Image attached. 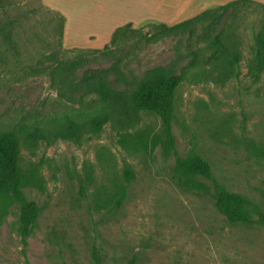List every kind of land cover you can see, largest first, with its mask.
<instances>
[{
	"label": "rangeland",
	"instance_id": "1",
	"mask_svg": "<svg viewBox=\"0 0 264 264\" xmlns=\"http://www.w3.org/2000/svg\"><path fill=\"white\" fill-rule=\"evenodd\" d=\"M251 1L223 13L209 7L192 34L153 41L156 29L144 23L113 45L85 49L66 48L65 15L45 3L73 12L74 0H0V130L78 108L60 99L39 71L54 60L83 56L73 79L101 71L123 90L147 70L171 68L179 75L190 60L187 51L205 47L207 36H220L240 53L238 76L221 83L189 75L177 88L172 133L176 155L204 160L220 185L248 201L252 220L230 224L208 193L181 177L175 155L161 145L158 118L142 110L129 133L144 142H120L111 124L79 143L32 148L22 142V192L39 212L24 234L19 206L0 209V264H264V224L257 221V210L264 214V72L255 78L248 70L251 27L264 21L258 6L264 0ZM86 3V12L100 10L99 1ZM153 139L159 144L152 146ZM193 180L211 193L210 181Z\"/></svg>",
	"mask_w": 264,
	"mask_h": 264
},
{
	"label": "trees",
	"instance_id": "2",
	"mask_svg": "<svg viewBox=\"0 0 264 264\" xmlns=\"http://www.w3.org/2000/svg\"><path fill=\"white\" fill-rule=\"evenodd\" d=\"M243 3L252 4L253 1L234 0L216 6L215 12L223 13ZM258 6L264 9V5ZM207 9L174 26L148 22L156 29L155 39L152 40L157 41L183 32L192 34L193 25L203 16L209 15L210 12ZM64 22L65 18L62 16V31ZM132 26L128 23L117 27L110 36L109 45L115 44L120 37L122 39L130 32L137 31L132 29ZM206 38L205 47L187 51L186 55L190 56V60L187 66L181 69L179 75H176L171 68L147 70L136 82L127 83V87L123 90L113 87L108 80V73L101 71H84L81 78L73 79L72 75L86 61L83 56L72 60H54L52 64L39 70L49 76L51 87L58 91L60 99L69 103L74 102L78 108L41 120H33L31 124L19 123V126L13 129L0 130V209L4 210L13 204L19 206L22 233L27 234L33 228L39 212L37 205L32 201H27L22 192L24 179L19 166L22 142L24 141L23 143L32 148L39 142H44L48 146L56 141L79 143L84 138L88 140L96 137L106 124H111L118 129L120 142L130 141L132 143L131 139L144 142L141 135L129 133V130L138 122V114L142 110L152 111L158 118L163 141L153 138L161 142L163 150L175 155L179 175L190 179L192 187L208 193L215 209L230 224L252 222L247 210L248 201L220 185L213 178L210 167L204 160L199 157L184 160L177 156L174 150L172 123L177 88L188 80L189 75L195 78L202 76L212 78L221 83L239 75L240 53L231 52L220 36L213 38L207 36ZM108 47L105 45L102 52H105ZM248 49L251 58L248 70L256 78L264 72V21L257 30L251 27V44ZM206 53L209 55L206 56ZM213 74L215 75L212 76ZM76 91L79 95L77 99H74ZM88 98L90 100H86ZM154 139L151 142L152 146L158 143ZM126 174L127 178H131L130 172L127 171ZM196 178L210 181L211 193L209 188L202 183L194 184L193 179ZM257 215V221L264 224V214L257 210Z\"/></svg>",
	"mask_w": 264,
	"mask_h": 264
},
{
	"label": "crops",
	"instance_id": "3",
	"mask_svg": "<svg viewBox=\"0 0 264 264\" xmlns=\"http://www.w3.org/2000/svg\"><path fill=\"white\" fill-rule=\"evenodd\" d=\"M100 10L86 12L89 0H74V11L65 12L62 6L45 2L65 15L62 42L66 48L96 47L109 41L113 31L125 24L133 26L158 21L167 25L178 24L211 6L223 5L234 0H94ZM126 2L127 7L119 5Z\"/></svg>",
	"mask_w": 264,
	"mask_h": 264
}]
</instances>
